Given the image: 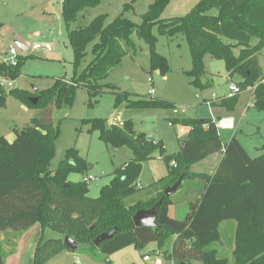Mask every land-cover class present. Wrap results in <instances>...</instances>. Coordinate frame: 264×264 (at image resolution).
Returning a JSON list of instances; mask_svg holds the SVG:
<instances>
[{
	"label": "trees",
	"instance_id": "16d2710c",
	"mask_svg": "<svg viewBox=\"0 0 264 264\" xmlns=\"http://www.w3.org/2000/svg\"><path fill=\"white\" fill-rule=\"evenodd\" d=\"M100 2L62 0V17L76 66L87 54L89 44L94 43L93 59L84 71L70 84L58 79L47 90L30 92L16 88L10 90L11 94L33 107L53 101L55 105H71L79 87L88 89L94 96L101 94L103 87L117 89L114 85L92 81L106 78L121 62L127 54L125 44H130L134 32L149 44L151 68L163 72L168 69V61L155 49L157 37L153 29L158 26L162 34L186 37L192 59V70L188 74L198 88L212 86L211 81H202L207 74L204 57L210 55L225 61L229 77H241L237 84L242 90L257 85L254 106L264 110V72L259 63V55L264 50V0H200L186 15L171 19L162 18L170 0H155L143 15L141 24L123 14L106 24L107 15L100 14L84 27L70 28L81 12ZM254 38L257 42L252 45ZM236 48H239L238 53H235ZM22 64L21 55L16 64L0 62V76L18 79ZM115 93L116 108L126 101L127 107L173 111L174 115L169 117L171 124L190 128L180 138L178 151L168 153L161 142L147 141L143 133L134 130L131 121L109 124L103 118L86 120L85 123H91L92 130H98L107 144H127L135 151V157L117 168L110 183L101 188L97 198H92L88 196L87 183L69 180L72 173L84 175L88 171L79 150L68 149L58 167L50 169L57 137L51 126L45 127L35 120L34 125L16 130L13 142L0 136V234L23 232L39 223L43 233L35 248L33 264H45L58 253L69 251L64 243L66 235L88 245L84 249H89L96 247L93 242L99 235L113 229H117L113 237L97 246L104 254L128 246L144 248L151 242H156L157 248L162 250L167 239L175 236L171 251L165 250L166 259L174 264H192L195 260L203 264H228V258L220 257L218 249L212 245L221 240V224L233 220L237 224L233 249L235 264H264V153L251 157L236 134L224 143L215 118L178 115L176 102L156 97L129 100V93ZM7 97L8 91L0 86L1 108L7 105ZM236 97L221 98V105L228 104L231 108ZM31 98H37V103H32ZM137 139L143 141L142 146ZM156 149L168 172L151 185L146 199L129 204L126 200L142 188L137 186L142 162L152 158ZM216 153H222L223 157L213 174L192 171L194 164ZM183 173L180 187L185 180L196 178H202L206 187L201 197L189 204L186 218L178 220L169 214L173 195L166 196L164 190L174 185ZM159 201L156 226H136L135 213ZM46 229L60 236L45 239ZM0 264H5L1 254Z\"/></svg>",
	"mask_w": 264,
	"mask_h": 264
},
{
	"label": "rangeland",
	"instance_id": "374dc122",
	"mask_svg": "<svg viewBox=\"0 0 264 264\" xmlns=\"http://www.w3.org/2000/svg\"><path fill=\"white\" fill-rule=\"evenodd\" d=\"M155 0H101L96 7L87 8L74 20L70 28L78 29L88 25L96 16L106 14V24L111 23L120 14L137 24L143 21V15ZM200 0H170L162 18L171 19L189 13ZM126 8V5H129ZM216 13V10L213 11ZM153 34L157 37L156 51L168 61V69L158 72L150 65L149 44L136 32L131 35L130 44H125L127 54L119 64L114 66L108 76L92 83L114 85L112 90L103 87V92L94 96L84 87L76 89L73 103H45L39 106H29L8 91L7 105L0 107V136L8 140L16 134L15 131L32 126L35 120L45 115L51 122V129L57 135L55 139V155L51 160L50 169L55 170L65 158L70 148L79 150L80 155L88 165L87 175L95 177L88 183V196L97 198L102 187L110 183L114 171L135 157V151L127 144L112 146L99 136L98 130H92L91 123L86 120L94 118L107 119L109 124H121L119 121H131L137 133H143L147 141L161 142L168 153L177 152L179 140L184 136L181 125H172L169 117L174 115L168 109L150 107H127L125 102L116 108L115 92H127L129 100L141 98H161L176 102L178 115L189 118H213L227 111L236 122L235 130L220 129V136L227 143L234 134L251 157L264 153V110L254 106L255 95L251 88L244 89L237 95L229 108L224 105H209L208 100L223 96L241 77H229L225 61L215 59L210 55L204 57L207 74L202 81H211L212 86L206 89L198 88L188 72L192 70V59L188 41L183 34L175 37L160 33L155 26ZM17 42L27 46L22 51ZM257 38L252 40L256 44ZM52 45V51L45 48L36 49L35 44ZM94 43H90L87 54L75 65L74 52L68 37L66 23L62 17V0H0V53L6 54L11 47L16 48L23 58L22 74L15 81L20 90L30 92L52 88L56 80L72 83L93 59ZM235 49V53H238ZM259 63L264 72V50L259 55ZM152 79V81H150ZM264 83V82H263ZM238 85V84H237ZM36 88V90H34ZM153 88V93H149ZM16 89V88H15ZM221 104V103H220ZM119 119V121H118ZM116 120V121H115ZM167 166L161 157L159 149L152 153V158L142 162V170L138 177V192L126 201L131 204L144 200L152 190L151 185L167 174ZM85 175V174H84ZM82 173H72L69 180L80 182ZM174 194L177 201V219L184 220L189 212V197L196 198L201 191V185L194 186L191 180H185ZM195 196V197H194ZM236 221H225L220 227L221 240L212 248L219 251L220 257H226L228 264H235L233 249L235 243ZM49 238L60 235L52 230ZM175 236L167 239L163 258L167 264L165 250L171 251ZM157 248L156 242H151L144 248L125 247L112 254H104L100 249L91 247L78 253L82 264H150L144 260V255ZM4 253V250L1 251ZM21 264H33V253L26 245L21 253ZM45 264H74L69 258V252L64 250ZM192 264H203L193 261Z\"/></svg>",
	"mask_w": 264,
	"mask_h": 264
},
{
	"label": "crops",
	"instance_id": "0c3cea01",
	"mask_svg": "<svg viewBox=\"0 0 264 264\" xmlns=\"http://www.w3.org/2000/svg\"><path fill=\"white\" fill-rule=\"evenodd\" d=\"M154 93H153V95H154ZM223 96H221V97H223ZM221 97H219V98H221ZM220 101L221 100L218 99L216 102L213 103V105H215V104L221 105ZM225 113H227V111H225V112H223V114H219L217 117H213V118L217 119L220 117H231ZM118 121H119V119H118ZM115 123L116 122H114V124ZM117 123H122V122L119 121ZM189 129H190L189 127L181 126L180 131L183 132L184 135H186L188 133ZM224 130H227V129H224ZM15 138H16V134L14 135V137L12 139H9V140L7 138L6 139L9 142H13ZM222 157H223L222 153L213 154V155L209 156L208 158L194 164L192 166V171L195 173L213 174L216 171L218 165L220 164ZM190 180H191L190 182L194 183V186L201 185V191L198 193L196 198H193L191 196V197H189V199H187V202L189 204L192 201H195L196 199L201 197V195L204 192V189L206 187L205 181L202 178H196V179H190ZM184 183H187V182L184 181L182 183V185ZM178 190H179V188H178ZM174 194H173V204L169 206V214L171 217L176 218L177 217V201L174 198ZM222 224H221V226H222ZM49 230L50 229H46L44 231L45 239H48L49 238L48 236L51 234ZM42 233H43V230H42V227L39 223L35 224L31 228H29L23 232H13V231L2 232L0 234V254H1V251L4 250V253L2 252L1 255L4 257L5 264H21V253H22L23 249L26 248V245H28V248L32 251L33 258H34L35 248H36V245H37ZM68 252H70V251H68Z\"/></svg>",
	"mask_w": 264,
	"mask_h": 264
},
{
	"label": "built area",
	"instance_id": "2783aa9c",
	"mask_svg": "<svg viewBox=\"0 0 264 264\" xmlns=\"http://www.w3.org/2000/svg\"><path fill=\"white\" fill-rule=\"evenodd\" d=\"M35 48L36 49L45 48L46 51H49V52L52 51L53 49L52 45L50 44L42 45L40 43L35 44ZM19 55H20L19 51L16 48L11 47L8 50V52H6V54L0 53V62L6 63V64H16L18 61ZM15 81L16 80L9 79L5 76H0V86L6 89L7 91L17 88V86L15 85ZM150 81H152V79H150ZM256 86L257 85L252 86V87L250 86L248 88H251L254 91ZM242 91L243 90L239 85L233 84L232 86L229 87L228 92H226L224 96L221 98L231 99L235 97L236 95L240 94ZM149 93H154L153 88L150 89ZM221 98L214 95V98L208 100L207 103L209 105H213L214 102H216L218 99H221ZM215 122H216V126L218 130L220 129L235 130L236 129V122L233 117H220L217 119L215 118ZM172 163L175 164V162H172ZM92 180H95V177L91 175H87V174H85L82 179V181L87 184ZM144 260L146 262H149L150 264H167L165 262V259L163 258L162 250L158 248H156L150 253H146L144 255ZM169 264H174V261H171V263Z\"/></svg>",
	"mask_w": 264,
	"mask_h": 264
},
{
	"label": "water",
	"instance_id": "95a60500",
	"mask_svg": "<svg viewBox=\"0 0 264 264\" xmlns=\"http://www.w3.org/2000/svg\"><path fill=\"white\" fill-rule=\"evenodd\" d=\"M16 45L22 51H25L27 48L24 44L17 42V41H16ZM34 90H36V88H34ZM31 101H32V103L35 104V103H37L38 100H37V98H31ZM39 121L45 127L51 126V122H49V119L46 115L43 118H41ZM137 142L140 146H142V144H143L142 140L137 139ZM184 175H185V173H183L180 176V178L174 183V185H172V186H170L164 190V194L166 196H171L178 190ZM160 204H161V201H159L157 204H155L153 207H151L149 209L138 210L133 217V221H134L135 225L138 227H155ZM116 230L117 229H113L112 231L102 233L101 235H99L94 240L93 244L95 246H99L103 241L112 238L114 233L116 232ZM64 243L70 251L69 252V258H70L71 262L74 264H82L81 259H80V255L77 252V250L87 248L88 245L80 244L74 237L69 236V235H66L64 237ZM251 264H255V262H253Z\"/></svg>",
	"mask_w": 264,
	"mask_h": 264
}]
</instances>
